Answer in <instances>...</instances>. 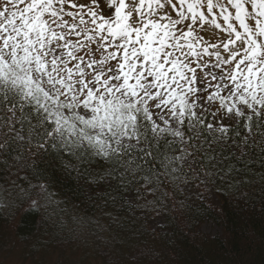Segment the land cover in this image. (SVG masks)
Instances as JSON below:
<instances>
[{"label": "snow or ice", "instance_id": "1", "mask_svg": "<svg viewBox=\"0 0 264 264\" xmlns=\"http://www.w3.org/2000/svg\"><path fill=\"white\" fill-rule=\"evenodd\" d=\"M233 117L235 127L223 123ZM25 129L29 156L86 179L95 165L151 195L188 183L196 172L182 162L201 152L200 172L227 182L240 170H224L221 140L264 166V0H0V157L39 178L16 147ZM36 187L43 207L59 203ZM17 200L28 197L15 181L0 185V212L11 217Z\"/></svg>", "mask_w": 264, "mask_h": 264}, {"label": "trees", "instance_id": "2", "mask_svg": "<svg viewBox=\"0 0 264 264\" xmlns=\"http://www.w3.org/2000/svg\"><path fill=\"white\" fill-rule=\"evenodd\" d=\"M21 134L19 153L43 175L38 178L30 170L18 169L13 159L0 157L10 165L4 168L0 163V185L11 188L15 181L28 197L23 203L16 201L11 217L8 209L0 212V264L17 257L45 264L48 255L47 264L52 258L53 264H85L87 256L90 264H264V166L255 152L247 154L250 149L221 140L213 147L226 149L221 154L232 157L223 161L224 170L231 165L240 170L227 182L213 176V184L200 172L201 152L183 164L189 170L191 163L196 172L188 183H165L151 195L149 188L135 182L125 190L110 178L101 179L103 168L95 165L88 179L98 183H89L75 171L69 176L55 160L29 156L37 151L35 142H27L26 129ZM41 184L49 185L59 203L43 207L46 201L37 195L39 187L29 191L31 185ZM186 188L195 195L189 196ZM5 198L10 199L6 194ZM31 200L41 207L25 214ZM46 212L51 215L45 221ZM81 219L90 224L81 228L74 222ZM205 224L217 232H203Z\"/></svg>", "mask_w": 264, "mask_h": 264}, {"label": "rangeland", "instance_id": "3", "mask_svg": "<svg viewBox=\"0 0 264 264\" xmlns=\"http://www.w3.org/2000/svg\"><path fill=\"white\" fill-rule=\"evenodd\" d=\"M85 2H86V0H80V3L81 4H84ZM98 2H101L102 3L103 0H98ZM87 3H91V0H87ZM173 15H174V13H173ZM213 35H214V30H209V32L206 34V38H208V39H210V40H212L214 42ZM211 120H212V116L209 113V114H207V121H206V123L207 122H210ZM223 123L226 124V125H228L229 127H231L233 124L236 123V120L233 117L231 120H224ZM185 163H186V160L182 162V164H185ZM186 190H187L189 196L195 195V192L190 193L187 188H186ZM184 192L186 193L185 190H184ZM202 230H203V232L209 233V234H215L217 232V229L215 227H213L211 224H205V225H203ZM48 257H49V255L48 256H45L44 259H43L46 262L45 264H47V262H48ZM31 260H33V262L35 261L34 258H32ZM31 260L27 259L25 261H22L20 257H17V258L10 259V261L7 262L6 264H33V262ZM85 261H86L85 264H90V256H87ZM55 262H56L55 261V258H52L51 261H50V264H53ZM35 264H38V263H35Z\"/></svg>", "mask_w": 264, "mask_h": 264}]
</instances>
